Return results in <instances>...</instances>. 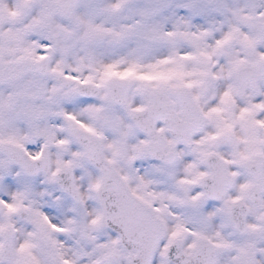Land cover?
I'll list each match as a JSON object with an SVG mask.
<instances>
[{"label":"snow or ice","instance_id":"1","mask_svg":"<svg viewBox=\"0 0 264 264\" xmlns=\"http://www.w3.org/2000/svg\"><path fill=\"white\" fill-rule=\"evenodd\" d=\"M0 264H264V0H0Z\"/></svg>","mask_w":264,"mask_h":264}]
</instances>
